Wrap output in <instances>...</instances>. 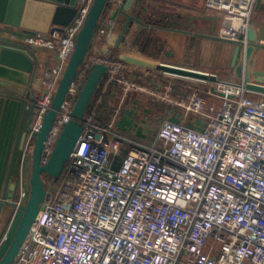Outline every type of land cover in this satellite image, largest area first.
<instances>
[{
    "label": "built area",
    "instance_id": "obj_1",
    "mask_svg": "<svg viewBox=\"0 0 264 264\" xmlns=\"http://www.w3.org/2000/svg\"><path fill=\"white\" fill-rule=\"evenodd\" d=\"M256 2L205 0L203 9L224 17L217 37L244 47L245 59L254 44L249 30ZM92 3L78 0L72 22L53 31L0 23V43L49 49L58 56L40 79L27 146L51 107ZM121 3L109 1L49 131L45 160L74 118L73 107L92 66L105 63L107 75L81 120L84 129L63 179L48 188L44 208L13 264H264V94L247 89L242 78L196 80V87L184 86L186 93L171 84L159 93L184 110L180 120H164L152 143L123 135L118 123L126 98L139 90L130 74L142 66L124 58L130 37L124 36L114 53H101L114 23L111 12ZM209 72L223 79L218 71ZM203 84L220 103L207 101ZM190 113L204 124H191ZM27 197L21 189L15 209Z\"/></svg>",
    "mask_w": 264,
    "mask_h": 264
},
{
    "label": "crops",
    "instance_id": "obj_2",
    "mask_svg": "<svg viewBox=\"0 0 264 264\" xmlns=\"http://www.w3.org/2000/svg\"><path fill=\"white\" fill-rule=\"evenodd\" d=\"M204 5L205 0H139L133 14L145 21L146 26L139 30V22L135 20L126 32V16L119 13L117 19L113 18L114 23L104 47L111 33L119 36L124 34L131 38L129 44L122 49L127 56L138 59L143 57L158 63L191 69L218 71L224 79L238 81L240 77L236 66L233 65L234 51L238 44L217 37L220 28L225 24L224 17L217 13L203 12ZM152 27L154 30L151 33ZM251 27L255 32V48L250 60H247L244 56V47H240L237 65H249L253 80L262 79L264 0H257L255 4ZM104 47L101 50L102 54ZM29 51L35 56L36 65L26 92L20 93L0 85V203L5 202L0 217V243L15 213L12 203L18 198L21 189L28 191L25 182L27 173L25 163L30 145L27 146V140L36 120L37 110L33 107V102L40 93V79L44 70L54 65L58 59L56 52L49 49ZM28 91H31L29 95ZM123 118L124 115L120 117L118 123L119 131L123 135L133 134L132 139L150 143V137L138 132V128L127 129ZM130 120L134 121L133 118ZM24 138L26 144L23 147Z\"/></svg>",
    "mask_w": 264,
    "mask_h": 264
},
{
    "label": "water",
    "instance_id": "obj_3",
    "mask_svg": "<svg viewBox=\"0 0 264 264\" xmlns=\"http://www.w3.org/2000/svg\"><path fill=\"white\" fill-rule=\"evenodd\" d=\"M110 0H93L83 26L76 36V45L69 57L63 75L59 81L53 96L51 107L42 120L40 129L36 133L31 153V176L30 189L25 205L15 209L7 233L0 243V264H13L24 241L27 238L31 225L44 208L48 194L45 175L56 178L65 169L66 163L76 147L83 132L81 120L88 113L91 105L100 90L104 78L107 75L108 66L105 63H95L80 91L72 110L74 116L67 122L49 157L45 160V143L51 127L53 126L59 110L65 101L70 86L76 78L81 65L84 63L91 49V44L100 23L105 14ZM139 0H122V3L112 10V18L117 19L119 13L126 16L125 31L128 32L133 21L139 22L138 28L142 30L146 23L133 11ZM78 13V0H0V23H5L25 30L48 32L61 26H66ZM114 28V26H113ZM112 28V29H113ZM154 27L150 30L152 33ZM249 38L255 40V32L251 27ZM124 34L121 36L110 34L104 47V54L110 55L112 51L122 45ZM254 44L248 46L246 59L250 60L254 50ZM240 45H236L233 65L236 66L237 74L242 78L244 86L254 92L264 94V78L253 80L249 65H237V57ZM127 62L139 64L144 67L157 68L159 70L175 71L196 77L207 78L212 82L228 83L229 81L219 78L215 73L208 74L203 71L176 66L168 63H151L138 58L124 55ZM36 65L35 56L23 47H11L0 43V85L25 93L32 72ZM218 94L223 95L221 91ZM31 91H28V95ZM34 107V105H33ZM26 138L23 141V147ZM5 202L0 203V217ZM14 207L16 203H12Z\"/></svg>",
    "mask_w": 264,
    "mask_h": 264
},
{
    "label": "rangeland",
    "instance_id": "obj_4",
    "mask_svg": "<svg viewBox=\"0 0 264 264\" xmlns=\"http://www.w3.org/2000/svg\"><path fill=\"white\" fill-rule=\"evenodd\" d=\"M140 58L142 60L149 61L155 64V61L147 60L143 57ZM130 76L139 84V90L129 93L128 97L126 98L121 116L124 115L123 120L127 129L138 128V132L150 137V143H152L156 138L160 126L164 120H180L182 114L184 113V110L180 106L162 99L161 97H163L165 94L164 92L159 93V91H161L162 88L172 84L176 86L177 92L186 93L188 91H186V88H184V86L188 85V87H190L191 84H193V87H196V80H188L184 78L169 76L164 74L162 70L152 67H140L137 72L131 73ZM207 85L208 84L202 85V90L205 93L207 101L210 103L212 101L220 103V99L209 94V87ZM131 118L134 119L133 122H131ZM187 119L191 124H194L196 122L201 125L204 124L197 115L191 113L188 115ZM125 136L131 138L133 134ZM33 144L34 139L26 152L27 162L25 164L27 167V173L25 182L28 188V194L30 189L31 153ZM45 179L48 188H52L53 186L60 184L58 179L55 180L48 177L47 175H45ZM25 200L27 201V199Z\"/></svg>",
    "mask_w": 264,
    "mask_h": 264
},
{
    "label": "bare ground",
    "instance_id": "obj_5",
    "mask_svg": "<svg viewBox=\"0 0 264 264\" xmlns=\"http://www.w3.org/2000/svg\"><path fill=\"white\" fill-rule=\"evenodd\" d=\"M158 62H155V64H157ZM165 74L167 75H171L174 77H180V78H186V79H195V80H199V81H206L207 83H210V80L207 78H202V77H196V76H192L189 74H183V73H179V72H175V71H169V70H163L161 69ZM198 70V69H196ZM199 71H203L206 72L208 74H210L209 71H205V70H199Z\"/></svg>",
    "mask_w": 264,
    "mask_h": 264
},
{
    "label": "trees",
    "instance_id": "obj_6",
    "mask_svg": "<svg viewBox=\"0 0 264 264\" xmlns=\"http://www.w3.org/2000/svg\"><path fill=\"white\" fill-rule=\"evenodd\" d=\"M48 177H50L48 174H46ZM63 176H64V171H63V173L61 174V175H59V176H57L56 178H53V177H50V178H53V179H55V180H57L58 179V181L60 182L62 179H63Z\"/></svg>",
    "mask_w": 264,
    "mask_h": 264
}]
</instances>
